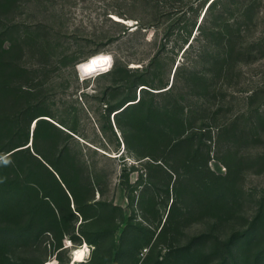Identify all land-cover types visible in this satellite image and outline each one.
<instances>
[{
	"label": "rangeland",
	"instance_id": "obj_1",
	"mask_svg": "<svg viewBox=\"0 0 264 264\" xmlns=\"http://www.w3.org/2000/svg\"><path fill=\"white\" fill-rule=\"evenodd\" d=\"M166 1L164 12H159L153 0H24L17 9L5 14L11 28L7 45L24 43L22 64L31 71L38 94L48 97L57 117L67 116L69 123L77 126V132H73L58 123L71 132L68 143L74 161L80 162L84 173L102 189L90 201L94 218L86 222L79 215L72 232L78 238L76 241L66 235L64 248L59 251L46 243L20 248L12 256L17 264H60L59 258L70 259L74 250L84 244L94 246L85 264H221L224 257L226 264H235L219 249L222 245L218 249L211 243L193 246L192 258L180 254L179 249L193 236L206 231H213L220 241L226 240L235 231L249 227L257 213L264 194V57L243 67V86L223 78L219 89L212 85L217 69L213 68L212 58L206 60L205 56L206 62L199 70L208 75V87L196 81L191 87H182L187 127L207 129L206 139L201 142L196 137L192 150H199L198 161L207 153L205 159L212 171L227 175L233 189L228 209L216 215H197L180 232L162 230L175 196V175L169 183V175L167 178L160 169L147 168L152 162H162L166 170L169 166L183 170V160L179 158L183 155L171 152L164 134L156 142L147 139L127 148L117 117L113 113L108 116L105 111L108 102L120 101L125 93L118 86L123 83L120 77L103 76L115 64L133 70L149 67L152 73L168 75L170 86L176 66L191 63L202 47L204 42L197 38L183 55L189 43L182 49L181 42L177 44L180 33L193 22L200 0ZM261 7V24L250 26L246 32L248 41L262 35L264 1ZM204 11L201 10L195 27L197 37ZM173 23L175 32L167 40V47L162 48L166 28ZM223 23L226 27L228 21ZM97 53L95 58L112 57L109 70L81 79L78 63ZM109 85L117 88L109 91ZM255 89V99H248ZM79 104L86 115L78 113ZM224 122L231 123L230 132L220 138L217 133ZM122 123L127 125L129 118H122ZM151 155L159 160H152ZM146 170L156 183L152 186L153 195H143L147 204L144 208L129 197L144 192L143 187L148 185ZM148 203L154 206V214ZM72 208L76 210L73 202ZM211 254L206 261L204 258ZM70 264H79V259Z\"/></svg>",
	"mask_w": 264,
	"mask_h": 264
},
{
	"label": "trees",
	"instance_id": "obj_2",
	"mask_svg": "<svg viewBox=\"0 0 264 264\" xmlns=\"http://www.w3.org/2000/svg\"><path fill=\"white\" fill-rule=\"evenodd\" d=\"M22 1L0 0V155H7L11 161L7 166L0 165V264H17L12 256L23 247L46 243L59 251L64 248L66 235L76 241L78 238L72 232L79 215L90 222L94 218L90 201L96 198L97 191L102 193L94 180L84 173L82 164H77L71 155L68 140L72 136L65 128L77 132V126L71 125L65 115L57 117L48 97L38 94V85L33 83L31 71L22 64L24 43L18 41L7 45L11 28L5 14L17 9ZM153 1L155 9L164 12L167 1ZM263 1L200 0L193 22L180 33L177 44L181 42L182 49L189 43L184 55L197 38L204 43L191 63L176 67L170 86L168 75L152 73L149 67L133 70L117 63L113 70L103 74L123 80L118 86L124 88V97L115 103L108 102L105 111L108 116L113 113L117 117L125 146L131 149L133 144L147 139L156 142L164 134L168 136L171 152L183 155L179 156L183 160V170L169 165L166 170L162 162H152L147 168L160 169L167 178L169 175V183L175 175V196L162 227L164 233L180 232L195 216L216 215L230 205L233 189L230 178L212 171L205 159L207 153L198 161L199 150H192L196 137L201 142L206 139L207 129L205 126L192 130L193 127H187L181 93L182 87H191L193 81L208 87V75L199 70V66L206 62L205 56L206 60L212 58L213 68L217 69L212 85L221 89L222 79L226 78L230 84L243 86V67L247 62L264 57V29L261 37L251 41L247 40L246 34L248 29L261 24ZM202 9L205 13L197 26L200 32L197 37L194 31ZM226 20L228 23L223 27ZM175 29L174 23L168 25L162 48L167 47V40ZM115 88L116 85H109L108 90ZM256 94L257 89L248 99H255ZM78 113L86 115L80 104ZM122 118H129V123L123 125ZM230 124L224 122L220 126L218 137L230 132ZM151 158L159 160L157 156L151 155ZM148 170V185L143 187L144 192L138 197L128 196L131 202L137 201L144 208L147 204L143 195L148 192L153 195L152 186L156 183ZM150 199L154 204L153 198ZM72 202L76 210L72 208ZM151 204L148 203L154 214ZM210 243L217 249L222 245L219 249L224 250L235 264H264V194L256 215L244 231H235L223 241L213 231H206L193 236L179 252L192 258L193 246ZM199 256L202 257L201 251ZM212 256L204 259L208 261ZM70 260L58 259L60 264H70ZM227 261L224 257L221 264Z\"/></svg>",
	"mask_w": 264,
	"mask_h": 264
},
{
	"label": "clouds",
	"instance_id": "obj_3",
	"mask_svg": "<svg viewBox=\"0 0 264 264\" xmlns=\"http://www.w3.org/2000/svg\"><path fill=\"white\" fill-rule=\"evenodd\" d=\"M109 61H112V57L110 55L107 56ZM95 57L89 58V60L82 62L81 65H78V69L83 67L85 69H91L90 71L86 72L87 76H92L94 73L98 72V69L95 67H92L95 61ZM11 163L10 159L7 157V155H0V165L7 166ZM2 182V181H0ZM94 251V246H88L87 244H84L82 247L76 250L75 256L79 257V264H85V259H90L91 252Z\"/></svg>",
	"mask_w": 264,
	"mask_h": 264
},
{
	"label": "water",
	"instance_id": "obj_4",
	"mask_svg": "<svg viewBox=\"0 0 264 264\" xmlns=\"http://www.w3.org/2000/svg\"><path fill=\"white\" fill-rule=\"evenodd\" d=\"M204 13H205V11H204ZM204 15V14H203ZM99 53H97V54H94V55H92V56H90L89 58H91V57H94L95 55H98ZM89 58H87L86 60H84V61H87V60H89ZM84 61H82V62H84ZM82 62H80V63H78V65H81L82 64ZM77 65V66H78ZM102 65H98L97 66V69H98V72H96V73H94V74H101V73H103V72H105V71H108L109 69H107V70H105L103 67H101ZM177 67V66H176ZM176 69V68H175ZM77 71H78V74H79V77L81 78V79H86V78H88V77H91V76H87L86 75V71H84V68L83 67H81V68H79L78 69V67H77ZM93 74V75H94ZM92 75V76H93ZM144 88H146V87H144ZM131 103H133V102H131ZM117 112H119V111H116V113ZM33 128H34V123H33ZM32 139H31V141H30V146L32 145ZM72 261H74V257L73 256H71V260H70V262L69 263H71ZM76 263H77V261H75Z\"/></svg>",
	"mask_w": 264,
	"mask_h": 264
},
{
	"label": "bare ground",
	"instance_id": "obj_5",
	"mask_svg": "<svg viewBox=\"0 0 264 264\" xmlns=\"http://www.w3.org/2000/svg\"><path fill=\"white\" fill-rule=\"evenodd\" d=\"M104 58H107L106 55H103V56H100V57H96L95 61L101 62V61H103ZM98 65H102L101 67H103L105 70H107V69H108V66H109V64L105 65L104 63L101 62V63L93 64L92 67L97 68ZM90 70H91V69H85V68H84V71H86V72H87V71H90ZM78 249H79V248H78ZM76 250H77V249H75L74 251L76 252ZM75 252H74V256H73V257H76L77 259H79V257L75 256ZM76 258H75L74 261H73L74 263H75V261H77ZM48 264H58V263H56V262H54V261H51V262H49Z\"/></svg>",
	"mask_w": 264,
	"mask_h": 264
},
{
	"label": "snow or ice",
	"instance_id": "obj_6",
	"mask_svg": "<svg viewBox=\"0 0 264 264\" xmlns=\"http://www.w3.org/2000/svg\"><path fill=\"white\" fill-rule=\"evenodd\" d=\"M101 62L104 63L105 65H107L109 63V59L108 58H104L103 61H101ZM101 62L94 61L93 63L96 64V63H101Z\"/></svg>",
	"mask_w": 264,
	"mask_h": 264
}]
</instances>
